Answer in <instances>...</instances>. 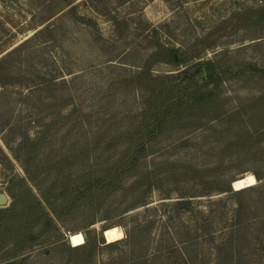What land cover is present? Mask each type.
Wrapping results in <instances>:
<instances>
[{
	"label": "rangeland",
	"instance_id": "374dc122",
	"mask_svg": "<svg viewBox=\"0 0 264 264\" xmlns=\"http://www.w3.org/2000/svg\"><path fill=\"white\" fill-rule=\"evenodd\" d=\"M0 194V264H264V0H0Z\"/></svg>",
	"mask_w": 264,
	"mask_h": 264
},
{
	"label": "bare ground",
	"instance_id": "6f19581e",
	"mask_svg": "<svg viewBox=\"0 0 264 264\" xmlns=\"http://www.w3.org/2000/svg\"><path fill=\"white\" fill-rule=\"evenodd\" d=\"M256 183H257V180L252 174H247L244 177L238 179V184H239L240 189L250 188L256 185ZM232 188H233V185H232ZM102 235L107 245L118 242L124 239L125 237V233L123 229L118 226L107 228L106 230L102 232Z\"/></svg>",
	"mask_w": 264,
	"mask_h": 264
},
{
	"label": "water",
	"instance_id": "95a60500",
	"mask_svg": "<svg viewBox=\"0 0 264 264\" xmlns=\"http://www.w3.org/2000/svg\"><path fill=\"white\" fill-rule=\"evenodd\" d=\"M6 201H7L6 196L4 194H0V204L3 205V204L6 203ZM65 241H66V244H70L68 236H66V240Z\"/></svg>",
	"mask_w": 264,
	"mask_h": 264
},
{
	"label": "trees",
	"instance_id": "16d2710c",
	"mask_svg": "<svg viewBox=\"0 0 264 264\" xmlns=\"http://www.w3.org/2000/svg\"><path fill=\"white\" fill-rule=\"evenodd\" d=\"M210 76H208V78H207V82L206 83H208V82H210ZM202 97H204L203 95H201Z\"/></svg>",
	"mask_w": 264,
	"mask_h": 264
}]
</instances>
